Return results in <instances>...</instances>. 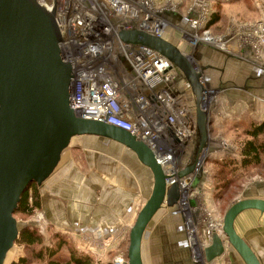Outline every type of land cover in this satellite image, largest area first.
I'll use <instances>...</instances> for the list:
<instances>
[{
    "label": "water",
    "instance_id": "obj_1",
    "mask_svg": "<svg viewBox=\"0 0 264 264\" xmlns=\"http://www.w3.org/2000/svg\"><path fill=\"white\" fill-rule=\"evenodd\" d=\"M119 38L155 49L190 82L199 136L196 160L209 147L213 123L209 107L202 101L206 84L196 60L170 39L142 29H123ZM61 41L55 9L49 10L39 0H0V264H6L20 234L14 213L22 194L32 183L41 186L51 177L72 138L80 135H98L120 143L153 173L152 192L130 228L128 244V264H144L143 241L148 228L163 207L179 205L180 184L168 186L164 168L143 139L116 125L77 115L71 106L74 69ZM194 170L191 163L179 176ZM250 209L264 214V198L250 195L235 201L224 215V234L245 264H263L235 227L236 218ZM211 243L199 264H212L226 253L221 237L215 235Z\"/></svg>",
    "mask_w": 264,
    "mask_h": 264
},
{
    "label": "built area",
    "instance_id": "obj_2",
    "mask_svg": "<svg viewBox=\"0 0 264 264\" xmlns=\"http://www.w3.org/2000/svg\"><path fill=\"white\" fill-rule=\"evenodd\" d=\"M39 1L49 10L56 11L62 35L60 46L74 69L71 106L77 115L128 130L156 153L167 175L168 186L180 184L178 208L184 217L193 258L198 263L215 235L223 239L227 249L230 243L224 234L223 218L215 219L207 211L202 190L196 188L197 176L210 154L205 149L193 161L199 138L196 118H192L196 106L195 102L193 106L188 105L176 91L181 81L184 91H190L191 84L172 61L148 46L121 41L119 33L123 29H142L167 39L166 33L171 28L179 35L176 44L182 49L185 46L196 49L205 44L231 54L235 53L233 46L243 44L240 43L241 36L261 50L264 19L258 26L255 23L241 29L243 32L235 29L228 34H217L207 26L213 0L193 1L184 13V27L169 17L170 13L183 16L181 6L173 2L162 6L158 5L159 0ZM196 69L200 71L198 65ZM217 94L218 90L206 85L202 101L209 110ZM225 149H229L228 144ZM191 163L195 170L180 177L179 172ZM39 217L41 221L44 219L43 215ZM192 227L197 229L199 243ZM117 239L120 238L114 236L99 241V244L89 242L97 249L106 250L105 247L112 246ZM113 263L128 264L129 260L119 255L114 257Z\"/></svg>",
    "mask_w": 264,
    "mask_h": 264
},
{
    "label": "crops",
    "instance_id": "obj_3",
    "mask_svg": "<svg viewBox=\"0 0 264 264\" xmlns=\"http://www.w3.org/2000/svg\"><path fill=\"white\" fill-rule=\"evenodd\" d=\"M260 10L264 14V6ZM169 17L178 26L184 27L186 21L184 15L170 13ZM235 26L233 24L232 32ZM170 40L178 44V41ZM185 48L196 60L206 85L218 90L210 110V119L213 123L210 126L209 154L212 157L229 153L238 154L233 133L243 135L245 128L240 123L264 120V46L257 50L251 43L246 42L233 46L235 53L231 54L205 44L196 49ZM176 91L188 105H194V91L192 89L184 91L182 81ZM192 118H196V111ZM72 139L54 173L41 185L43 201L41 210L47 217L51 230L67 233L75 242L83 237L98 240L114 236H118L123 242L124 238L129 237L127 234L136 220L137 213L152 192L153 173L139 161L136 153L112 139L98 135H80ZM227 144L229 149L226 150ZM121 149L130 152L135 161L134 169L129 167V170H124L127 171L124 176L118 170V166H116L118 169L111 172L101 165L110 160L119 165ZM200 176L201 183L196 181V188L202 190L205 201L207 192L213 194V185L208 189L207 179H203L202 174ZM243 188L240 198L250 195L264 198L263 179L257 178L244 184ZM163 209L169 214L179 213L178 206H175L174 210L167 206L161 210ZM166 214H158L148 228L145 237L149 236L150 247L145 248L143 241L144 264H147L146 251L152 252L154 264H199L193 258L191 244L188 243L186 246L185 241L175 243L171 237L173 235L171 230L177 224V228L186 233L183 218L179 215L178 220L174 222L170 221ZM235 227L254 248L264 264V214L254 209L246 210L236 218ZM176 247L188 252L185 260L180 256L179 260L175 259L171 249L175 250ZM212 264L245 262L229 245L226 253Z\"/></svg>",
    "mask_w": 264,
    "mask_h": 264
},
{
    "label": "rangeland",
    "instance_id": "obj_4",
    "mask_svg": "<svg viewBox=\"0 0 264 264\" xmlns=\"http://www.w3.org/2000/svg\"><path fill=\"white\" fill-rule=\"evenodd\" d=\"M193 1H195V0H170V1L169 0H163V1L159 0L158 5L166 6L168 4V2L177 3L181 6V9H182L181 14L184 15V13L187 11L188 7L192 4ZM263 6H264V0H224V1H222L221 6L219 7V10H220L219 13H221L222 17H221L220 21L215 23V25L211 29H213L214 33L216 32L217 34H226V33L232 32L233 24L236 25L234 28L237 30L245 29L246 27H248V25L251 26L252 24H255V23H256V26H258V22L260 20L264 19V14L260 10L263 8ZM261 13H262V15H261ZM178 36L179 35L177 34V32L175 30H172L171 28H169L167 33H166V37H168L172 40L174 39V40L178 41V39H177ZM261 40H262V38H261ZM240 41H241L240 43H242V42L244 43V42H246V38H243L241 36ZM185 47H188V46H185ZM240 134L241 133L238 134V132L233 133V136H235V137H233V140L237 144L238 148L241 147L242 143L247 140L246 137H243V135H240ZM120 151H121L120 152L121 153V160H120V164H119L120 166L117 165L115 162H113V160H110L108 162L105 161L104 164L101 163V165L104 166L105 169L110 170L111 172L112 171L114 172V170L118 169V168H116V166H118L119 167L118 170L121 171L123 176H124V173H127V171L125 172L124 170H126V169L129 170V167H131V168L135 167V161H134V157L132 156V154H130V152L122 151V149ZM210 157L212 158L211 154L209 155V158ZM207 163H208V161H207ZM207 163L204 165V169L201 172V174H203V179H207L208 189H211L212 185H213V181L211 179V172H212V170L214 171V170H218V169L216 168L215 165L213 166V165H209V163L208 164ZM200 177H201L200 175L197 176V182L198 183H201ZM257 178L264 180V169L251 168L249 171L246 172V175L244 176L243 180H241V182L239 184L235 185L233 188L230 189L229 193L226 195L225 198L217 200L216 197L213 196L214 194H211L210 191L207 192L206 196H205L206 198L204 201L207 211L211 212L212 215L215 216V219L224 218V215H225L227 209L232 204H234L235 201H237V199H240V197L242 196L244 184H247L253 180H256ZM212 190H213V188H212ZM40 193L42 194L41 186H40ZM197 196H198V194L196 195V197ZM164 209H166V208H164ZM164 209L159 212V215L161 213H167L166 216H168L170 218L169 219L170 221H174V220L176 221V220H178V217H180L179 215H177V213L174 212V214H169ZM41 214L44 216V219L42 221L40 220V217H39V216H42ZM14 217H16V219L20 225V228L29 224L31 229L38 230L44 237L45 245H52L54 243L53 242L54 236L56 234L60 233V234H63L69 240V244L71 243L72 246H74L75 248L92 254L95 258H97L98 260L101 259V261H103L105 263H107L109 261H113L115 256H119V255L126 256V255H128L129 237L124 238L123 242H122L121 238L119 240H114V244L112 246L105 247L106 250H103L101 248L97 249L95 246H93L89 242V240H92L93 242L94 241L98 242V244H99V241H102L105 238L104 239H98V240L91 238V237H88L89 240L81 238L79 241H77L78 242V244H77V242H75V239L72 238L69 234L64 233V232H60V231L56 232L54 230H51L50 225L47 221V217L44 215L42 210L37 209L32 216H26V215L21 214V215H14ZM166 223H167V221H166ZM171 224H172V222H171ZM167 225H168V223H167ZM168 227H169V225H168ZM177 227H178V224L176 225L175 228H172V230L169 227L172 234H173L171 236L173 241L175 243L178 241H183V242L185 241L187 243L186 246H188V243H189V240L187 238L188 236L185 237L187 235L188 231L185 233L183 230H179V228H177ZM184 229H185V227H184ZM129 234H130V232L128 231L127 236ZM169 242H171V241L169 240ZM119 244H121L122 246ZM144 244H145V248L150 247V240H149L148 235L144 239ZM67 245H68V243H67ZM12 248L13 249L8 254L6 264H10V262L16 261L20 257H23V255H26V254L29 257L32 256L31 250L27 247H24L23 245L20 246V245L15 244ZM66 248L67 249H64V251H63V256L67 258L69 246ZM94 248H96V249H94ZM38 249H39V247L37 248V250ZM112 251H114V252H112ZM171 251H173V256L175 255L176 260H179L178 259L179 256L184 258V257H187V255H188V252L186 250H181L180 247H176L175 250L171 249ZM145 259L147 260V264H154L153 259H152V252L150 253L149 251H146ZM185 259L186 258H184V260ZM35 264H43V263L36 261Z\"/></svg>",
    "mask_w": 264,
    "mask_h": 264
},
{
    "label": "trees",
    "instance_id": "obj_5",
    "mask_svg": "<svg viewBox=\"0 0 264 264\" xmlns=\"http://www.w3.org/2000/svg\"><path fill=\"white\" fill-rule=\"evenodd\" d=\"M222 1L224 0H213L211 17L207 24L209 28H213L222 17L219 13ZM240 125L245 128L242 133L247 140L242 143L241 147L237 148L238 154L229 153L207 158V161L218 169L211 172L213 196L217 200L225 198L230 189L239 184L251 168L264 169V120L261 122L250 120L240 123ZM41 199L40 186L37 183H32L22 194L14 215L32 216L37 209H42L43 201ZM174 207L171 208L174 209ZM179 215L183 218L184 223V217L180 211ZM19 232L15 244L29 248L32 256L23 255L10 264H35L36 261L43 264H115L113 261L105 263L92 254L75 248L71 243L69 244V240L63 234H56L53 238L54 243L45 245L43 235L38 230L31 229L29 224L20 228ZM68 246L66 258L63 256V251Z\"/></svg>",
    "mask_w": 264,
    "mask_h": 264
},
{
    "label": "bare ground",
    "instance_id": "obj_6",
    "mask_svg": "<svg viewBox=\"0 0 264 264\" xmlns=\"http://www.w3.org/2000/svg\"><path fill=\"white\" fill-rule=\"evenodd\" d=\"M193 228V232L192 233H197V242L199 243V239H198V232H197V229L195 228V227H192ZM192 233H191V235H192ZM194 236H196V234H194ZM199 247L202 249V247H201V244L199 245ZM199 249V248H198Z\"/></svg>",
    "mask_w": 264,
    "mask_h": 264
}]
</instances>
